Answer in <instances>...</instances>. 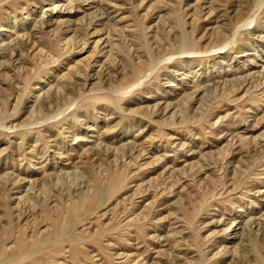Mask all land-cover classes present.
<instances>
[{
  "label": "rangeland",
  "instance_id": "obj_1",
  "mask_svg": "<svg viewBox=\"0 0 264 264\" xmlns=\"http://www.w3.org/2000/svg\"><path fill=\"white\" fill-rule=\"evenodd\" d=\"M210 1L0 0V264H264V0Z\"/></svg>",
  "mask_w": 264,
  "mask_h": 264
},
{
  "label": "bare ground",
  "instance_id": "obj_2",
  "mask_svg": "<svg viewBox=\"0 0 264 264\" xmlns=\"http://www.w3.org/2000/svg\"><path fill=\"white\" fill-rule=\"evenodd\" d=\"M211 2V4H214L213 2H215V1H213V0H211L210 1ZM162 4V3H161ZM213 6H215V5H213ZM159 7V6H158ZM166 8V7H165ZM213 9H212V11L214 12L215 10H214V8L215 7H212ZM158 9V8H157ZM167 10V9H166ZM113 47V46H112ZM114 49H116L115 48V46L113 47V48H111V50L114 52L115 50ZM131 50V49H130ZM117 52V51H116ZM140 53V52H139ZM110 55H112L111 54V52L109 53ZM116 54V53H115ZM119 56V55H118ZM120 57V56H119ZM109 58H110V56H109ZM112 60V59H111ZM157 63V62H156ZM236 222V221H235ZM248 225V224H247ZM259 225H260V229H259V231H261L262 233H264V224L263 223H259ZM242 248V247H241Z\"/></svg>",
  "mask_w": 264,
  "mask_h": 264
}]
</instances>
